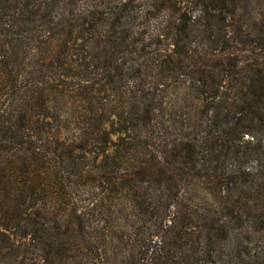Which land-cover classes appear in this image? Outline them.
<instances>
[{
    "label": "trees",
    "instance_id": "16d2710c",
    "mask_svg": "<svg viewBox=\"0 0 264 264\" xmlns=\"http://www.w3.org/2000/svg\"><path fill=\"white\" fill-rule=\"evenodd\" d=\"M38 1L0 0V239L2 248L18 252L14 264H26L29 254H38L37 261L44 263L99 264V249L81 238L83 253L76 251L83 234L62 231L59 219H47V206L52 199L62 205L66 200L64 169L69 179L82 180V159L96 149L105 152L111 134L127 132L133 136L119 138L115 154L108 156L119 186L115 190L128 199L135 218L127 229L125 264H215L225 258L230 264H264V152L260 146H241L246 134L255 137L262 131L264 136V62H253L247 48L264 51V35L255 39L241 28L235 35L225 29L228 18L255 0H206L202 15L178 25L188 37L201 29L207 37L203 49L184 44L183 51L174 52L180 60H170L176 70L185 62L191 65V74L184 73L191 79L188 89L208 117L200 135L189 132L167 139V128L157 122L161 78L141 82L129 107L113 113L119 123L115 133H107L103 125L106 110L77 112L79 137L72 143L79 138L78 146L62 141L59 129L54 132L63 116L51 112L48 103L54 93H63L67 78L80 77L81 72L68 67L66 55L81 25L69 22L66 13L62 22L58 13L53 15L56 6L66 10L73 3ZM129 5L126 1L119 9ZM43 19L50 24L42 28L43 36H51L59 24L64 36L57 45L49 37L46 51H39L28 42L24 24ZM199 179L207 183L217 205L180 203L185 188ZM78 229L83 233L85 228ZM118 242L124 243V237Z\"/></svg>",
    "mask_w": 264,
    "mask_h": 264
},
{
    "label": "rangeland",
    "instance_id": "374dc122",
    "mask_svg": "<svg viewBox=\"0 0 264 264\" xmlns=\"http://www.w3.org/2000/svg\"><path fill=\"white\" fill-rule=\"evenodd\" d=\"M61 1L68 4L73 3V6L66 10L63 5L60 8L56 6L53 15L58 13L56 16L59 17V22H62L63 14L66 13L65 16L69 18V22L70 19H73L75 25H81L74 38L69 40L67 46L69 53L66 55L68 56V67L74 69L73 73L81 72L80 77L67 78L63 93H54L48 103L51 112H58L63 116L59 128H54L55 133L59 129L58 137L62 141L65 140L68 145L73 146L80 144L79 138L76 143H72L76 141V137H79L75 126L77 112H85L89 109L106 110L108 114L103 125L107 133H115L114 129H117L119 123L113 113L129 107L131 95L136 92L137 86L141 82L161 78L164 85L157 94L161 98L162 111L157 122L167 128L168 137L165 134V138L181 139L189 132L194 135L202 133L208 117L204 105L197 101L193 92L188 89L191 79L184 73L191 74L190 64L185 62L183 68L176 70L173 69L174 64L171 65L170 60L174 62L180 60V57L174 52L176 48L183 51L184 44L188 47L191 46V49L200 45L199 48L203 49L204 45L201 42H205L207 37L202 33V29L198 35L195 34V37L194 34L188 37L181 32L178 25L182 24L185 19L188 21L190 17L195 18L202 15L201 9L207 3L206 0ZM126 1H129L130 5L126 9L120 10L119 8ZM14 6L15 3H11L10 10L14 11ZM233 16V18H228L225 24V29L230 31L229 35L237 34L239 28L243 29L242 32L245 34L250 33L251 37L255 39L264 35V0L250 2L247 6L238 9ZM46 19L50 18L46 17ZM45 20L35 24L33 22L24 24L25 29L29 30L27 33L28 42H31L30 45L35 49L38 47L37 50L40 47L39 51H46L47 45L51 42L49 37H54L52 43L57 45L63 35L61 31L64 28L62 24H59L55 33L60 34L52 33L51 36L49 34L43 36L42 28L50 26L48 20L46 22ZM57 22V19H54L55 26ZM16 25H18L17 22ZM223 35H225L224 31ZM60 40L62 41V39ZM181 40L183 42L178 44L177 42ZM208 47L209 44H205V48ZM253 47L247 46L251 51L248 54L251 55L249 58L253 62L258 59L260 63L264 62V51ZM226 49L227 51L231 50V48ZM31 54L33 55L35 52L32 51ZM106 54L108 57L105 56ZM171 54L173 56L170 58ZM164 60L168 61L166 65ZM108 66L111 68H107ZM121 67L123 70L119 69ZM85 83L89 84V88H82ZM74 84H76V88H71ZM90 86L93 89L89 93ZM48 122L52 125L57 123L53 120ZM145 135L149 137V141L153 140L150 132ZM127 136H133V133L111 134L109 138L111 143L108 142L105 152L96 149L86 155V158L82 159L84 163L82 164V180L75 177L69 179L67 169H64L66 200L62 205L56 199H52L47 206L49 210L47 219L53 222H56V218L59 219L64 227L62 231L69 228L78 236L83 234L76 244L78 247L76 251L79 250L80 253H83L84 243L81 238L93 243L97 247L96 251L99 249L100 256H97L99 264H125L129 258V249L126 246V237L129 234L127 229L130 228L135 218L128 199L115 190L119 186L113 179L115 177L113 161L108 157L115 154L114 145L119 142V138L126 140ZM205 140H202L203 145ZM244 140L241 145L244 150L260 146L264 152L262 131L258 132L255 137L254 134L253 136L246 134ZM222 162L223 158L220 161L221 165ZM74 180H77L76 184L73 182ZM179 201L181 204L189 206L217 205L212 191L202 179L188 185ZM78 226H84L83 233L78 232ZM100 226L101 233H96L100 230ZM122 237L125 242L119 244L118 239ZM2 245L3 241L0 239V264H14L18 252L15 248H2ZM89 251L91 252V250ZM93 254L96 255V252ZM37 255L25 256L26 264L53 263V261L50 263L51 260L49 263L38 262ZM94 255L92 259L96 258ZM215 264L230 263L225 258Z\"/></svg>",
    "mask_w": 264,
    "mask_h": 264
}]
</instances>
